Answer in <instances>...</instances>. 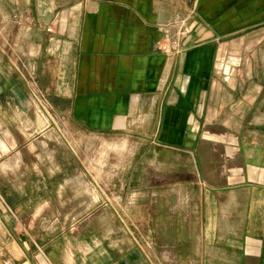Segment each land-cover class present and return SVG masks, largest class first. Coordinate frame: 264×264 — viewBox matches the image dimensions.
<instances>
[{"label":"crops","instance_id":"obj_1","mask_svg":"<svg viewBox=\"0 0 264 264\" xmlns=\"http://www.w3.org/2000/svg\"><path fill=\"white\" fill-rule=\"evenodd\" d=\"M6 4L0 264H264V0ZM235 39L244 70L221 77ZM28 131L113 136L138 158L97 236L58 218L75 209L74 155L61 166Z\"/></svg>","mask_w":264,"mask_h":264},{"label":"rangeland","instance_id":"obj_2","mask_svg":"<svg viewBox=\"0 0 264 264\" xmlns=\"http://www.w3.org/2000/svg\"><path fill=\"white\" fill-rule=\"evenodd\" d=\"M6 9L8 5L6 0H0V28L6 27V19L2 18V15H6ZM3 13V14H2ZM241 43L240 39H235L230 43L231 47L229 51L223 52L220 56V61L217 72L219 76H227V67L232 66L239 75L242 72V68H238L234 63L233 59L237 57L236 51L232 47L233 45H238ZM240 54V53H239ZM47 126L54 125L49 115L42 116ZM57 122V120H56ZM59 122V121H58ZM51 130V129H50ZM49 130V134L50 131ZM30 139L40 140V141H51L48 142V147L43 148L44 157L51 152L56 153L60 158L59 163L61 166L66 167L65 161L67 158L71 159L74 155L75 160V209L72 212H60L59 219H65L67 215L71 222L75 223L76 233L78 232L81 223L85 226V229L91 232L92 236H97L98 234V210L99 207L105 203L109 204L111 201L122 200L126 202L129 198L126 194L127 192H122L123 189H127L130 184L129 176L127 173H122L120 168L123 167L124 171H129L132 167H136V162L138 158L134 160V164H131L130 151L131 149L119 145V143L114 142L115 137H104L102 135H86L85 140H82L81 135L75 137V140L71 144H63L64 142H59L58 136L61 133H54L52 137H42L44 135H36L34 132H27ZM45 134V133H44ZM65 136L67 133L63 132ZM46 136V135H45ZM69 139H71L69 137ZM131 168V169H132ZM125 171V172H126ZM82 173L85 174V178H82ZM63 184L64 180L57 181ZM137 184H132L135 187ZM85 188V189H84ZM88 191L90 197L86 194L82 196V191ZM80 193V196L77 194Z\"/></svg>","mask_w":264,"mask_h":264}]
</instances>
